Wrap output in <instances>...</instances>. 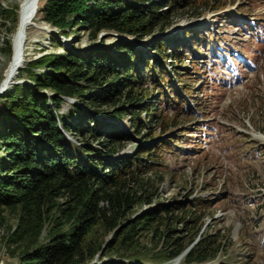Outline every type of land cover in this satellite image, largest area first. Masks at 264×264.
I'll use <instances>...</instances> for the list:
<instances>
[{
    "label": "trees",
    "instance_id": "obj_1",
    "mask_svg": "<svg viewBox=\"0 0 264 264\" xmlns=\"http://www.w3.org/2000/svg\"><path fill=\"white\" fill-rule=\"evenodd\" d=\"M219 7L211 0H49L40 3L38 15L65 37L70 34L68 29L78 27L90 30L93 40L101 31L141 40L157 28L166 31L179 10L189 9L190 17L198 18ZM18 10L19 4L5 7L0 0V32L3 28L8 34L15 31ZM209 32L186 29L185 38L163 37L145 51L112 35L103 36V45L94 49L77 51L73 44L76 50L65 48L28 64L24 71L34 87L17 84L14 91L0 97L4 99L0 108V219L5 212L17 218L14 242L28 245L22 264L92 262L100 249L89 247L87 238L98 225L116 229L122 237L118 247L108 246L115 256L100 264H146L148 259L161 264L184 252L185 264H202L223 249V244L214 247L212 236L196 244L195 235L189 233L173 237L177 230L172 223L180 220L186 230L197 205L183 209L185 216L178 220L169 213L179 206L173 203H159L130 218L134 210L152 203L158 185L173 175L166 154L177 148V138L162 139L155 129L160 127L166 135L181 121L171 120L165 106H173L174 114L181 117L195 118L203 109L193 97L210 86L203 55L215 60L210 67L214 76L219 62L213 50L204 53L211 40ZM11 44V39L4 40L5 56L12 54ZM188 48L197 58L186 57ZM39 67L45 71L37 72ZM169 71L194 107L180 96ZM65 104L69 109L62 112ZM104 106L110 109L105 111ZM124 119L129 124L127 132L114 123ZM83 124L91 128L88 136L78 133ZM134 137L142 142L131 155H120L126 144L122 142ZM56 212L55 233L38 245L39 233ZM66 225L68 231H62ZM145 230L157 238L151 250L139 240ZM153 249H164L166 254Z\"/></svg>",
    "mask_w": 264,
    "mask_h": 264
},
{
    "label": "rangeland",
    "instance_id": "obj_2",
    "mask_svg": "<svg viewBox=\"0 0 264 264\" xmlns=\"http://www.w3.org/2000/svg\"><path fill=\"white\" fill-rule=\"evenodd\" d=\"M1 1L5 7L19 4V19L15 31L8 34L7 30L3 28L0 32L1 86H6L10 72H14L6 92L14 91L17 84L34 87L24 71L33 60L47 54L61 53L65 48L80 51L101 47L103 44L100 39L105 35L121 37L145 51L147 45L155 43L163 37L182 39L185 38L186 33H184V30L186 29L195 30L208 27L217 40H220V38L221 40L225 39V36L230 35L237 49H241L240 47L247 43L254 45V39L249 38L248 41L243 39L246 35H238L237 27L234 29L235 25H229L230 19L224 15L231 12H264V0H211L212 3L220 4V7L206 10L204 16L198 18L190 17L191 10L189 9L179 10V13L177 12L172 18L173 23L166 31L161 32L157 28L154 34L147 38L140 40L101 31L98 33L97 39L93 40L91 39L90 30L84 28H70L68 29L70 34L66 37L60 34L56 26L38 15L40 3L44 5L49 0H35L32 17L19 36V49H17L20 62L18 64V62H14V40L21 26L27 0ZM245 21L247 22V20ZM8 25L10 24L8 23ZM78 30L79 32H77ZM53 37L56 40H53ZM5 39H11L12 54L10 56H5L2 53ZM110 41L111 38L107 40V43ZM23 42L24 46L21 49ZM222 43L227 46L226 40H222ZM73 44L76 49L73 48ZM251 49L253 53L257 52L253 48ZM206 51H209L207 47H205L204 53ZM185 55L190 59L197 58L189 48ZM207 57L208 55H203V58ZM249 57L252 58L253 56L250 55ZM237 62L238 60L235 61V66L239 68ZM260 64L261 69L246 86L242 78H237L234 80V85L226 84L228 88H226L225 94L218 87L205 89L207 91L203 97L202 91L199 95L193 94V97H196L195 99H199V103L203 108V111L199 110L200 114H197L195 118L192 116H176L173 112L175 110L173 106H165V111L169 112L167 116L175 122L181 121V125L179 124L178 127L173 126L166 135L161 132L160 127L155 129V134L162 135V139L177 138V148L166 154L169 165L168 170H172L173 175L168 174L165 176L164 180L158 185L157 198L152 203L143 206L140 211L134 210L130 218L133 219L139 213L155 208L159 203H173L179 206L169 213L178 220V218L185 216L182 212L183 209L187 210V207L193 204L197 205L193 207L194 216L188 217L191 221L187 223L186 230L183 227L185 224L180 220L174 221L171 227L177 230V232H174L173 237H186L189 233L195 235L194 244H196L202 238L208 239L212 236L216 239L214 247H218L217 245L220 244L224 245L219 253L202 264H264V147L259 145V143L264 144V56L262 59L260 58ZM36 71L40 73L45 69L39 67L36 68ZM20 72L21 74H19ZM148 77H150L149 72ZM174 77L177 79L175 74ZM147 83L148 87L152 89L149 81ZM193 83L197 85V82L194 81ZM195 87L197 90L198 86ZM43 93L50 94L46 90ZM182 95L185 96L183 93ZM193 97L191 99L194 101ZM69 102L78 104V101L74 99H69ZM3 104L4 99L0 101V108L3 107ZM68 109V105L65 104L61 111L65 112ZM102 109L106 111L110 107L104 106ZM165 111L163 110V112ZM182 115H184L183 112ZM102 117L103 115H99V118L103 119ZM114 123L120 131L127 132L126 129L129 126L127 119ZM201 127L204 130L199 133L203 138L199 142L195 131H198ZM82 132L88 136L91 128L88 129L86 124H83L79 127V135ZM68 137L74 142L78 141V139H73L71 136ZM136 138L134 137V140L130 142H122L126 144H124L120 155H131L134 152L137 143L142 142ZM178 139H180V142ZM203 200H207V203ZM202 213L203 215H201ZM58 215V212H56L46 222L45 227L39 233L38 245L46 243L51 235L55 233L56 222L54 217ZM17 224L16 216L7 212L1 216L0 264L23 263V251L27 249L28 245L25 243L22 245L15 244L14 232L18 228ZM69 227L66 225L62 231H68ZM128 227L129 225L125 226L124 229ZM152 235L153 232L147 233V230H145L139 238L142 244H146L150 250L156 247L155 243L157 241V238L154 239ZM121 239L122 237L116 229L109 230L102 225L94 227L87 238V243L93 249L99 246L100 250L92 262L89 263V260L85 264L107 262L115 256L108 246L111 244V247L113 245L114 248L118 247ZM159 249L153 250L164 256L166 254L165 250L158 251ZM185 254L184 252L177 258L167 260L161 264H185ZM151 262L148 259L146 264H151Z\"/></svg>",
    "mask_w": 264,
    "mask_h": 264
},
{
    "label": "bare ground",
    "instance_id": "obj_3",
    "mask_svg": "<svg viewBox=\"0 0 264 264\" xmlns=\"http://www.w3.org/2000/svg\"><path fill=\"white\" fill-rule=\"evenodd\" d=\"M34 5H35V0H27L26 1V4H25V12L23 13V16H22V22H21V26H20V29H19V32H18V35L16 36V39L14 40V52H15V56H14V62H20V56H19V36L23 33L24 29L26 28L27 24L29 23L31 17H32V14H33V9H34ZM18 48V49H17ZM21 48V47H20ZM13 71L10 72V76L8 77L7 79V83H6V86L8 87L9 84H10V81L12 79V76H13ZM177 262V261H176ZM180 262V261H179Z\"/></svg>",
    "mask_w": 264,
    "mask_h": 264
},
{
    "label": "water",
    "instance_id": "obj_4",
    "mask_svg": "<svg viewBox=\"0 0 264 264\" xmlns=\"http://www.w3.org/2000/svg\"><path fill=\"white\" fill-rule=\"evenodd\" d=\"M23 46H24V42L21 45V49H22ZM22 52H23V50H22ZM7 89H8L7 86H1V84H0V97L3 96L6 93Z\"/></svg>",
    "mask_w": 264,
    "mask_h": 264
}]
</instances>
